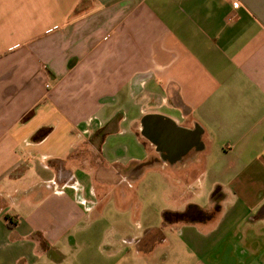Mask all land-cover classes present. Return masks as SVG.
<instances>
[{"label":"crops","instance_id":"1","mask_svg":"<svg viewBox=\"0 0 264 264\" xmlns=\"http://www.w3.org/2000/svg\"><path fill=\"white\" fill-rule=\"evenodd\" d=\"M0 264H264V0H0Z\"/></svg>","mask_w":264,"mask_h":264},{"label":"water","instance_id":"2","mask_svg":"<svg viewBox=\"0 0 264 264\" xmlns=\"http://www.w3.org/2000/svg\"><path fill=\"white\" fill-rule=\"evenodd\" d=\"M149 117H150V116H149ZM152 117H155V116H152ZM150 118H151V117H150ZM156 118H158L160 124H161V122H162V119H164V118H161L160 116H156ZM147 122H148V120H147ZM147 122H146V124H147ZM158 124H159V123H158ZM160 124H159V125H160ZM168 129H169V128H167V131H166V133H165L166 137L172 138L173 136H175L176 139H177V142H178V141L180 140V138L177 137L179 131L175 129V130H173V131L169 130V132H168ZM145 133H146V132H144V134H145ZM170 140H171V139H170Z\"/></svg>","mask_w":264,"mask_h":264},{"label":"rangeland","instance_id":"3","mask_svg":"<svg viewBox=\"0 0 264 264\" xmlns=\"http://www.w3.org/2000/svg\"><path fill=\"white\" fill-rule=\"evenodd\" d=\"M72 235H73V239H75V240L77 241L78 239H80V235H82V234L75 235L74 232H73ZM73 239H72V240H73ZM75 250H77V247H76Z\"/></svg>","mask_w":264,"mask_h":264},{"label":"built area","instance_id":"4","mask_svg":"<svg viewBox=\"0 0 264 264\" xmlns=\"http://www.w3.org/2000/svg\"><path fill=\"white\" fill-rule=\"evenodd\" d=\"M235 5H238V3H235Z\"/></svg>","mask_w":264,"mask_h":264}]
</instances>
